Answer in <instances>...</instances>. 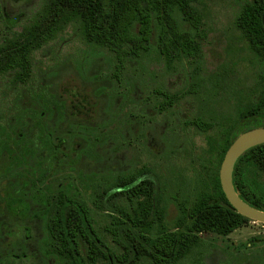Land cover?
<instances>
[{"label": "trees", "instance_id": "obj_1", "mask_svg": "<svg viewBox=\"0 0 264 264\" xmlns=\"http://www.w3.org/2000/svg\"><path fill=\"white\" fill-rule=\"evenodd\" d=\"M201 2L41 0L22 28L1 42L0 78H8L9 86L14 88L29 82L34 52L68 26H73L85 42L112 52L114 79L120 78L126 61L154 50L169 66L192 60L197 63L196 70L202 64V44L207 35ZM239 3L235 27L259 66V82L250 90L256 101L242 104L232 117L209 119L200 115L185 121L188 127L205 134L208 147L197 155L200 167H193V179L180 184L172 194L179 210L176 220L167 221L162 188L158 191L153 178L142 171H132L128 175L127 198L121 175L112 184H96V208L104 214L97 218L94 235L88 228V215L82 213L88 201L64 198L62 208L56 202L47 218V255L60 257L63 264H180L184 258L203 255L207 246L204 234L227 236L251 221L230 204L219 176L233 141L246 130L264 126V0ZM196 92L194 88L182 94ZM161 97V102H152L154 108L164 112L181 95L161 93ZM213 129L216 132L211 134ZM192 162L195 164V159ZM140 176L143 181L137 182ZM233 182L242 199L264 211V143L239 157ZM75 193L73 188L64 191L66 197ZM3 222L1 219L0 225ZM3 236L0 231V243ZM246 246H252L251 241Z\"/></svg>", "mask_w": 264, "mask_h": 264}, {"label": "rangeland", "instance_id": "obj_2", "mask_svg": "<svg viewBox=\"0 0 264 264\" xmlns=\"http://www.w3.org/2000/svg\"><path fill=\"white\" fill-rule=\"evenodd\" d=\"M40 2L0 0V44L5 37L22 28ZM239 6V0H202L207 35L202 44V64L196 70L197 63L192 60L176 61L169 66L164 59L158 58L155 50L137 60L126 61L121 83H114L108 77L105 82L109 85L101 86L107 89L111 100L120 101H106L102 114L96 117L100 121V131L84 136L87 150L81 165L95 168L97 175L108 167H113V172L115 168L124 171L142 168L145 176L156 178L165 193L166 218L170 223L179 214L171 195L180 184L193 179L196 174L193 167H200L197 155L208 147L205 134L188 127L185 121L200 115L209 119L232 117L239 106L256 101L250 90L259 82V66L235 27ZM14 20L17 22L13 25ZM112 55L105 48L85 42L73 26H68L34 52L29 82L13 89L8 78H0V99L18 97L27 100L32 89L42 91L47 84L56 92L63 90L68 95L77 92L81 83L84 85L88 80L98 90L105 82L97 80L115 68ZM194 88L197 89L195 94H182ZM161 93H178L181 98L173 107L160 112L152 101L156 98L158 103L161 102ZM148 97H151L149 101H142ZM25 103L14 101L11 106L10 102L0 101V122L8 125L9 117L15 114L25 127L27 121L22 118ZM123 130L128 133L127 139L123 138ZM215 132L213 129L210 133ZM81 139L82 134L73 143L74 147ZM64 173L76 175L72 169ZM103 214L99 212L98 215L103 218ZM33 224L29 243L23 241L24 235L5 236L0 249V258L6 259L4 264H51L38 257L35 250H41L46 236L45 224L41 221ZM203 236L207 240L203 255L186 258L182 264H264V223L251 220L227 236ZM250 241L252 246L247 247ZM9 252H27L29 256L27 260L14 261L7 257Z\"/></svg>", "mask_w": 264, "mask_h": 264}, {"label": "flooded vegetation", "instance_id": "obj_3", "mask_svg": "<svg viewBox=\"0 0 264 264\" xmlns=\"http://www.w3.org/2000/svg\"><path fill=\"white\" fill-rule=\"evenodd\" d=\"M97 73L99 72H95L96 76ZM112 73L113 71L107 73L109 75L103 73L105 77L99 78L97 82H105L109 77L114 83H121L122 78L114 79ZM103 85L109 84L101 83L100 88L96 90V87L92 86V81L88 80L84 85L81 83L77 92L66 95L63 90L56 92L53 86L47 84L42 91L32 89L31 96L27 100L18 97L0 99L10 102L11 106L14 101H26L23 105L25 110L22 112L25 114L22 118L27 121L24 127L13 114L9 117L8 125L0 122V220L4 219V224L0 225V231L4 234L2 241L5 240V236L17 238L19 235H24L23 241L29 243L35 226L33 223L41 221L45 224L46 236L43 237L41 250H35L38 251V257L48 260L51 264H63L60 257L47 255L46 252L47 218L56 202L60 203L59 208H62L64 198L88 201L89 204L82 213L88 215V228L94 235L100 212L95 204L96 184L98 182L112 184L121 175L122 189L126 194L125 197H128V175L132 171L115 168L113 172L114 168L108 167L97 175L95 168L90 169L86 165H81L87 150L84 136L93 131H100V121L96 117L102 114L106 101H120L115 98L111 100L107 89L101 87ZM149 98L151 97L142 101H149ZM154 101L157 99L155 98ZM128 117L129 112L126 113V118ZM80 134L82 139L77 141L78 146L74 147L73 143H76L75 140ZM127 137V131L123 130V138L127 139ZM71 169L76 175L64 173ZM135 171L145 173L142 168ZM152 178L159 191L158 181L155 177ZM142 181L143 177L140 176L137 182ZM71 188L76 193L66 197L64 191ZM2 245L0 243V249ZM82 245L84 247L85 242H82ZM8 256L14 261H23L28 259L29 254L9 252ZM5 260V257L0 258V264H4Z\"/></svg>", "mask_w": 264, "mask_h": 264}, {"label": "water", "instance_id": "obj_4", "mask_svg": "<svg viewBox=\"0 0 264 264\" xmlns=\"http://www.w3.org/2000/svg\"><path fill=\"white\" fill-rule=\"evenodd\" d=\"M262 23L264 26V11ZM261 143H264V126L242 132L227 149L220 166L219 176L222 189L230 204L245 217L255 222L264 223V211L242 199L237 193L233 182V171L239 157L251 147Z\"/></svg>", "mask_w": 264, "mask_h": 264}]
</instances>
